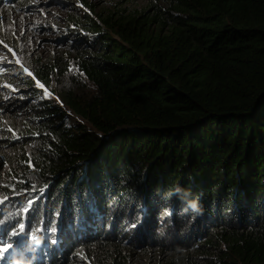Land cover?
<instances>
[{"label":"trees","instance_id":"1","mask_svg":"<svg viewBox=\"0 0 264 264\" xmlns=\"http://www.w3.org/2000/svg\"><path fill=\"white\" fill-rule=\"evenodd\" d=\"M148 4L0 73V264H264V0Z\"/></svg>","mask_w":264,"mask_h":264},{"label":"rangeland","instance_id":"2","mask_svg":"<svg viewBox=\"0 0 264 264\" xmlns=\"http://www.w3.org/2000/svg\"><path fill=\"white\" fill-rule=\"evenodd\" d=\"M1 1L5 0H0V73L24 77L28 75L24 69L32 73L57 59L62 63L60 71L64 75H51L53 93L79 88L85 81L75 66L71 43L65 39L79 33L72 25V18L106 16L117 10L137 14L149 8V0H132L129 5L120 4L127 0H17L20 6L1 4ZM55 78H59V85ZM74 122L68 124L73 126Z\"/></svg>","mask_w":264,"mask_h":264},{"label":"snow or ice","instance_id":"3","mask_svg":"<svg viewBox=\"0 0 264 264\" xmlns=\"http://www.w3.org/2000/svg\"><path fill=\"white\" fill-rule=\"evenodd\" d=\"M5 46H7V45H5ZM9 51H11V49H9ZM17 63H19V61H17ZM24 71L25 72H27V74L29 75V76H31L32 75V73L31 72H28V70L27 69H24ZM70 71H71V69H70ZM7 86V85H6ZM37 86L38 87H43V85H41V84H39V82L37 81ZM45 92H46V94H47V90L45 89ZM7 98V97H6ZM27 211H29V209H25V212H27ZM0 223H2V222H0ZM24 225L23 224H21L20 226H19V229L18 230H16V231H13L12 232V235H18L20 232H22L23 230H24ZM54 230V229H53ZM54 243H55V241H53ZM11 247V244L10 243H8V242H4V243H2V244H0V258H2L3 256H4V254L9 250V248Z\"/></svg>","mask_w":264,"mask_h":264},{"label":"bare ground","instance_id":"4","mask_svg":"<svg viewBox=\"0 0 264 264\" xmlns=\"http://www.w3.org/2000/svg\"><path fill=\"white\" fill-rule=\"evenodd\" d=\"M162 3V2H161ZM99 229V228H98ZM129 249V248H128ZM145 251V250H144ZM169 258V257H168ZM157 264V263H156Z\"/></svg>","mask_w":264,"mask_h":264}]
</instances>
